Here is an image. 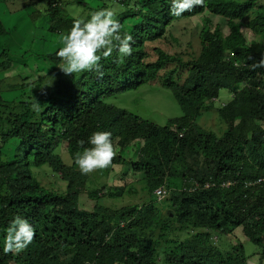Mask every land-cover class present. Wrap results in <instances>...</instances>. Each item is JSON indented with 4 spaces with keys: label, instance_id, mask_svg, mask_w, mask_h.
Returning a JSON list of instances; mask_svg holds the SVG:
<instances>
[{
    "label": "trees",
    "instance_id": "trees-1",
    "mask_svg": "<svg viewBox=\"0 0 264 264\" xmlns=\"http://www.w3.org/2000/svg\"><path fill=\"white\" fill-rule=\"evenodd\" d=\"M112 1L121 8L116 15L121 27L139 18L128 32L121 30L132 37L131 56L117 62L113 52L101 60L102 75L71 76L59 69L58 48L46 54L53 71L37 76L29 86L30 100L23 102L5 101L1 93L29 84L14 87L16 83L6 84L8 76L0 78V264H248L256 255L257 264H264V181L254 184L264 178V67L252 68L264 56V43L248 44L239 24L244 22L252 37L264 39V6L259 0H205V6L174 16L171 0ZM205 14L226 19L228 34L206 20L198 32L197 57L184 62L157 49L156 60H145L146 43L163 38L176 21ZM54 16L47 33L60 28L67 33L73 19ZM4 34L0 21V36ZM14 65L8 47H0V74ZM157 78L182 111L165 126L106 102ZM221 90H228L231 100L215 109ZM36 100L39 112L32 108ZM212 111L223 126L220 133L198 124ZM95 131L111 132L119 151L138 146L137 160L126 162L117 154L109 168L130 165L133 173L143 174L151 195L160 186L180 189L188 180H231L234 185L172 192L168 200L174 217L169 212L162 216L153 199L140 207L103 206L104 199L121 196L123 190L87 188L89 176L74 163L81 150L77 142L90 147ZM13 141L17 144L10 158L2 150ZM60 149L70 165L64 164ZM42 167L65 180L62 191L41 184L35 170ZM82 195L94 201L91 209L79 207ZM17 215L34 228V238L21 251L5 253V230ZM237 234L259 250L246 254Z\"/></svg>",
    "mask_w": 264,
    "mask_h": 264
},
{
    "label": "rangeland",
    "instance_id": "rangeland-1",
    "mask_svg": "<svg viewBox=\"0 0 264 264\" xmlns=\"http://www.w3.org/2000/svg\"><path fill=\"white\" fill-rule=\"evenodd\" d=\"M15 3L20 4L25 2L31 4L20 11H13L12 15L22 17V19H32L35 24H32L31 31L26 29V35L23 39L19 38L20 32L14 31L12 38L8 37L6 41L0 37V47H8L10 59L13 64H24L26 67H16L13 69L0 74V78H6V84H14L16 86L22 84H29L28 87L23 88L16 87L11 92L1 93L2 98L5 101L16 99L17 101L23 102L30 100V89L33 82L36 81L37 76H45L53 71L54 65L51 64L46 54L54 52L60 48L61 39L65 32L54 34L55 36L49 35L48 27L50 20L53 16L61 17L60 19H74L76 17H87L91 12L99 10L101 8H109L117 13L121 10L112 0H14ZM258 4L264 6V0H259ZM57 6L52 9L51 6ZM105 5V6H104ZM8 14L1 15L0 17H7ZM30 17V18H29ZM20 21L19 25L16 23L15 29L18 27L19 30L28 28L24 21ZM209 20L211 24L219 26L220 30L224 35L228 34L226 27L227 20L224 18L205 14L195 19H184L174 22L170 27L167 28L165 36L153 42H148L144 46V52L147 57L146 61H154L157 58L156 50L161 49L170 55H177L184 62L195 58L200 52V41L198 32L204 26L205 21ZM139 21V18H130L124 22L121 30L128 32V30ZM242 26V32L246 38L248 44L255 42L264 43V39L254 38L245 28L244 22H239ZM57 30L59 28L55 27ZM35 35H39L40 38L34 39ZM21 40V41H18ZM171 69V66L169 67ZM164 74V73H162ZM20 78L15 80L16 76ZM49 81L51 79H48ZM160 79H156L155 82H149L142 85L136 90L126 91L118 93L106 99V102L114 107L125 109L133 115L139 116L145 120H148L156 125L165 126L169 119L178 118L182 115L181 108L177 101L172 97L171 91L159 84ZM23 86H26L23 85ZM244 84L238 86V89L242 88ZM20 89V90H19ZM5 90V89H4ZM231 100V93L228 90H221L219 92L218 99L214 100L213 106L215 109L220 108L224 104H227ZM210 115L207 117V115ZM215 112L205 113L199 118L198 124L206 130H212L215 133L223 131V126L219 125V120L216 117ZM221 123V122H220ZM223 124V123H222ZM264 125V124H263ZM16 142H10L4 147L2 152L9 155L12 158V151L16 147ZM137 145L129 146L123 151L117 149V154L122 157L126 162L137 160ZM61 155L64 164H71L69 156L65 153L64 149L58 150ZM125 163V162H124ZM113 165L111 168L96 170L89 176L90 182L87 185L89 189H99L104 187L106 190L109 187L121 188L122 195L113 198L104 199L101 203L103 206L111 207L114 209L127 208L130 206H142L144 203L148 204L152 199L154 203L161 211V215H166L169 210L170 201L172 199L170 195L168 198L161 201H156L155 197L146 191L145 182H143V174L133 173L131 166L126 164ZM37 179L40 180L41 184L47 188H53L57 191H62L66 182L61 176H56L51 173V170L46 167L35 170ZM175 189V188H172ZM94 205V201L87 199L83 195L79 199V207L82 209H91ZM176 211V210H175ZM174 217V215H173ZM239 242L243 243L245 253L250 255L259 250L256 246L251 244L243 235H236ZM238 241H234L237 243ZM258 255L252 257L248 264H257Z\"/></svg>",
    "mask_w": 264,
    "mask_h": 264
},
{
    "label": "clouds",
    "instance_id": "clouds-1",
    "mask_svg": "<svg viewBox=\"0 0 264 264\" xmlns=\"http://www.w3.org/2000/svg\"><path fill=\"white\" fill-rule=\"evenodd\" d=\"M205 6V0H171L170 13L180 16L191 12L195 7ZM61 47L57 51L58 58L63 61L60 70L65 75L95 71L102 75L101 60L118 53L117 62L132 55L131 35L121 33V25L116 14L109 8H101L91 12L87 17H76L67 33L63 34ZM264 67V56L252 65V68ZM33 110L41 111L40 103L32 104ZM80 151L74 155V163L82 174H90L96 170L107 169L117 155V147L108 131H95L85 141L77 142ZM35 230L26 219L15 216L4 234L5 253L19 252L30 244ZM163 259V257H161Z\"/></svg>",
    "mask_w": 264,
    "mask_h": 264
},
{
    "label": "crops",
    "instance_id": "crops-1",
    "mask_svg": "<svg viewBox=\"0 0 264 264\" xmlns=\"http://www.w3.org/2000/svg\"><path fill=\"white\" fill-rule=\"evenodd\" d=\"M27 1V0H25ZM28 2V1H27ZM31 4L28 3L26 4L25 2H21L20 4H17L15 3L14 0H0V16L1 15H4V14H8L7 17H0V21L2 22V25L5 29V34L0 36L4 39V41H6L8 39V37L12 38V33L11 32H14V31H19L20 32V35H19V38L23 39V37H25L26 35V32L28 31H31V26L32 24H35L34 21H32V19H28V18H23L22 17H18L17 15H12L13 11H20L22 9H25L27 8L29 5ZM24 21L26 23V25H28L29 27L28 28H25L24 30L21 29L19 30V26L15 29V24L20 23V21ZM26 29L28 31H26ZM51 36H55V35H51ZM36 38H40L39 35H35L34 39ZM18 41H21L18 39Z\"/></svg>",
    "mask_w": 264,
    "mask_h": 264
},
{
    "label": "built area",
    "instance_id": "built-area-1",
    "mask_svg": "<svg viewBox=\"0 0 264 264\" xmlns=\"http://www.w3.org/2000/svg\"><path fill=\"white\" fill-rule=\"evenodd\" d=\"M264 181V178L258 179L254 184H260ZM248 183L247 185H250ZM188 185V186H187ZM234 182L231 180H206V181H195V180H188L184 181V185L180 189H172L168 190L165 186H160L153 191V195L155 196L157 201H161L163 199L168 198L172 192H182L186 194H192L198 191L209 190L212 188H219V189H228L229 187L233 186Z\"/></svg>",
    "mask_w": 264,
    "mask_h": 264
},
{
    "label": "water",
    "instance_id": "water-1",
    "mask_svg": "<svg viewBox=\"0 0 264 264\" xmlns=\"http://www.w3.org/2000/svg\"><path fill=\"white\" fill-rule=\"evenodd\" d=\"M169 216L172 217L173 216V213L171 211H169Z\"/></svg>",
    "mask_w": 264,
    "mask_h": 264
}]
</instances>
